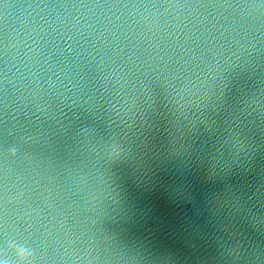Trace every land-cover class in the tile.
Returning a JSON list of instances; mask_svg holds the SVG:
<instances>
[{
	"label": "water",
	"instance_id": "water-1",
	"mask_svg": "<svg viewBox=\"0 0 264 264\" xmlns=\"http://www.w3.org/2000/svg\"><path fill=\"white\" fill-rule=\"evenodd\" d=\"M0 264H264V0H0Z\"/></svg>",
	"mask_w": 264,
	"mask_h": 264
}]
</instances>
